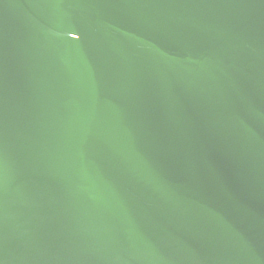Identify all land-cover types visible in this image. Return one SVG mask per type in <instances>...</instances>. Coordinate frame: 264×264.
<instances>
[{
    "label": "water",
    "instance_id": "obj_1",
    "mask_svg": "<svg viewBox=\"0 0 264 264\" xmlns=\"http://www.w3.org/2000/svg\"><path fill=\"white\" fill-rule=\"evenodd\" d=\"M0 264H264V0H0Z\"/></svg>",
    "mask_w": 264,
    "mask_h": 264
}]
</instances>
